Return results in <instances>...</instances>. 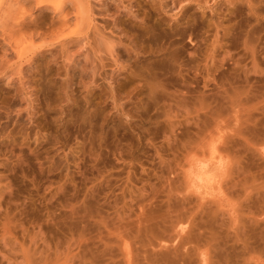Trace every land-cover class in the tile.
Returning <instances> with one entry per match:
<instances>
[{"label": "rangeland", "instance_id": "1", "mask_svg": "<svg viewBox=\"0 0 264 264\" xmlns=\"http://www.w3.org/2000/svg\"><path fill=\"white\" fill-rule=\"evenodd\" d=\"M187 2L158 9L164 24ZM202 2L188 3L196 22L181 43L183 56L195 60L180 71L171 61L155 63L158 87L117 95L128 113L106 89L95 91L97 117L75 102L86 95L89 64L99 61L89 54L84 62V42L70 48L71 61L45 52L25 68L32 75L38 60L49 61L52 71L38 86L41 126L30 122L35 110L21 91L2 114L19 125L0 168V264H264V32L224 37L230 14L223 0ZM90 4L106 35L113 18L127 15L113 1H104L103 12L98 0ZM258 5L264 17V1ZM71 22L68 31L87 30ZM54 32L25 44L41 46ZM92 45L105 47L100 38ZM67 67L72 89L62 81ZM70 89L78 100L68 99ZM200 139L215 142L219 162L194 170V161L210 157Z\"/></svg>", "mask_w": 264, "mask_h": 264}, {"label": "bare ground", "instance_id": "2", "mask_svg": "<svg viewBox=\"0 0 264 264\" xmlns=\"http://www.w3.org/2000/svg\"><path fill=\"white\" fill-rule=\"evenodd\" d=\"M98 1L99 10L102 12L106 11L107 9L104 7V1L107 0ZM109 1L118 3V5L120 4L121 8L124 9V11L126 10L127 15L113 18L110 26H108V33L106 35L104 32L106 30L104 24H101V26L93 23L94 8H92L93 6L90 4V0H0V79L8 77V81L0 86V168L8 166V138L13 129L19 125L16 121L10 123L8 116L5 117L2 115H5V110L9 107L11 103L10 100L15 96L14 94L21 91L29 98V102L28 100L26 102L30 104L29 106H31V108L35 110L34 113H36V115L33 113V116H31L30 112V122L39 127L44 120L42 119L44 115L40 112L41 106H43L40 101V94L42 93L39 94L38 86L43 84L42 82L44 80L49 79V75L52 71L51 66L48 64L49 61L40 63L38 60L37 65L31 70L32 75L26 74L30 77L26 76L24 73L25 68L31 66L37 56L48 52L52 53L55 59L56 57L63 58L68 56L66 59L70 60L69 57L73 56L71 55L73 52H70V48L82 42H84L85 45V53L82 52L81 54L86 57V60L87 58L92 59L89 58L91 57V55L88 56L89 54L94 55V57L99 56V61L91 65L88 63L89 60L88 62L85 61V57L83 56L84 62L90 66H88L91 70L88 69L91 72V81H89L93 86L90 87V84H88L86 88L84 87L86 89L84 90L86 91V95H84V97L81 96L83 98H80L81 100L79 101L75 100L79 105L83 103L82 107L93 117L101 114L102 111L99 109V102L96 101V99H98L95 92L97 89L100 90V93L106 89V94L116 104L117 110L122 114H124L125 111L128 113L129 109L124 110V102H121L122 100L118 98L117 95L122 90L129 87H131L130 91H134L133 94L137 92L141 93L144 89L152 91V89L158 87L160 85L158 80L160 74L157 71L152 72V70L155 69V63L163 64L165 61H171L173 62L172 69L177 68L180 71L183 66L195 60L183 56L181 43L188 29L192 27L191 22H196L194 18H192V15L186 14L187 5L190 2L199 3L200 1L202 2V0H190L189 2L186 0L187 5L184 4V6H181L183 10L181 16H179V18L173 17L170 19L168 25L164 24L168 19H166L161 12H158V9L161 10L167 7L168 0ZM263 1L264 0H257V3L260 4ZM176 2L177 0H170L172 5ZM203 2H207V0H203ZM153 3L154 6L158 7L154 9L158 12L156 16L153 12L155 17L152 15ZM257 3L253 4L252 0H223L222 5L226 6V10H228L230 14V16L227 17L230 24L223 30V36L230 39L241 37L246 40L254 32H264V17L258 14L263 8ZM244 6L246 8H242ZM34 7H37V9L40 8L41 11L51 10V13L34 14ZM71 21H75L74 23L77 26L86 25L87 30L85 32H81L80 29L68 31V27L73 23ZM55 30L56 33L54 32L55 34H52L53 36L50 37L47 43L38 47L28 48L26 46L25 42L27 39L32 41L31 38L33 37L45 35ZM113 36L118 37L117 42L111 41V37ZM99 38L103 41L105 46L103 51L106 56L104 57L100 56L103 54V51L101 52L99 47L92 45V41L95 42ZM154 38L157 39V42L155 45H152V40ZM75 52H77V50ZM100 52L101 54L98 55ZM9 54H14V58L8 59L7 56ZM76 54L79 53L77 52ZM122 57L124 59L121 60ZM152 57H158L159 59L152 62ZM57 60L59 59H53L54 62ZM95 61L93 59V62ZM67 64L65 62V65ZM85 65L82 67L86 70L87 68ZM106 67L110 68V72H101L102 70H106L104 69ZM57 69L60 70L59 67ZM68 69L67 67L63 70L64 79L62 80L67 88L71 85V73H68ZM84 69H80V74L82 71L85 72ZM214 69L215 68L212 70ZM99 80H101V82ZM30 83L32 87L31 92L26 88ZM31 87L29 86V88ZM71 89L66 96L68 99L70 98L71 101L73 99L72 102H74V98L76 97L74 96V98H72V93L74 92V94H76L75 89L77 88L74 89L75 91ZM33 90L35 92L32 93ZM22 93L19 95H24ZM100 93H98L99 96ZM25 95L22 96L23 100L27 99L24 98ZM139 99L142 101L141 98ZM69 109L71 108L69 107ZM59 111L66 112L65 106L61 107ZM199 145L202 150L205 148L209 150L210 157L207 160L194 161V165L191 163L192 166L190 167L195 170L197 167L206 169L209 166H215L219 162L215 142L211 141L210 143H205L204 139H200ZM186 172H184V174ZM200 178L201 176L199 179Z\"/></svg>", "mask_w": 264, "mask_h": 264}]
</instances>
